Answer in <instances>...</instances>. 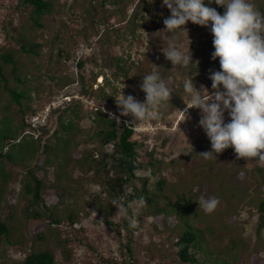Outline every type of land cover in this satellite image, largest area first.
<instances>
[{
    "label": "rangeland",
    "instance_id": "obj_1",
    "mask_svg": "<svg viewBox=\"0 0 264 264\" xmlns=\"http://www.w3.org/2000/svg\"><path fill=\"white\" fill-rule=\"evenodd\" d=\"M50 1L49 12L33 17L37 23L23 0H0V130L9 137L21 134L25 117L63 90L74 89L85 98L55 113L39 143L26 146L32 138L25 133L18 143H2L7 153L0 156V218L10 229L0 237V264H24L27 254L42 250L52 251L56 264H191L179 258L182 229L174 213L158 216L146 206L135 214L130 210L134 227L116 214L104 183L109 169L104 152L112 151V144L103 145L97 137L99 117L118 118L113 119L118 130L131 125V138L152 153L138 160L143 163L134 170L137 187L146 182L154 191L156 181L164 178L171 202L192 190L195 198L188 203L199 211H188L189 218L201 212L196 226L209 224L205 239L210 253L218 252L227 264H264V218L258 211L264 163L237 158L231 147L216 159L196 155L210 150L198 126L199 110L189 109L185 120L177 111L187 103L183 84L190 78L197 89L211 91L208 77L219 63L211 59L209 29L186 22L184 31L167 34L181 50L189 47L193 63L182 67L163 54L168 44L163 19L170 13L162 0ZM250 2L264 11V0ZM205 4L224 11L215 0ZM20 42L34 44L35 52H24ZM81 42L91 44L93 52L77 67L75 50ZM5 54L12 60L6 62ZM156 71L169 87V102L143 124L121 116L116 104L121 92L143 102L142 77ZM10 89L19 93L18 100ZM68 123L71 127L64 128ZM33 175L41 182L38 202L27 190L33 189ZM211 196L219 203L205 213L196 201ZM34 211L40 216L34 217ZM104 211L113 224L106 222ZM191 251L196 264H225L197 246Z\"/></svg>",
    "mask_w": 264,
    "mask_h": 264
},
{
    "label": "clouds",
    "instance_id": "obj_2",
    "mask_svg": "<svg viewBox=\"0 0 264 264\" xmlns=\"http://www.w3.org/2000/svg\"><path fill=\"white\" fill-rule=\"evenodd\" d=\"M162 3L170 13L163 19L168 39L163 51L166 60L182 67L193 63L189 47L187 52L183 51L174 37L167 36L182 30L186 22L209 29L214 49L211 59L218 58L219 70L208 77L211 91L203 86L197 89L190 78L183 84L186 107L177 110L184 120L189 109L199 110L198 126L210 141V150L196 155L205 160L216 159L231 147L237 158H258L257 162L264 163V11L250 0H215L223 7V13L206 6L205 0H162ZM139 87L144 93L143 102L121 92L122 99L116 104L121 116H130L132 121L143 124L154 118V110L169 102L171 92L158 71L144 75ZM196 202L205 213H212L219 203L215 196L201 197ZM112 205L116 214L128 219L134 227L130 210L138 213L146 201L139 197L125 206L114 199Z\"/></svg>",
    "mask_w": 264,
    "mask_h": 264
},
{
    "label": "trees",
    "instance_id": "obj_3",
    "mask_svg": "<svg viewBox=\"0 0 264 264\" xmlns=\"http://www.w3.org/2000/svg\"><path fill=\"white\" fill-rule=\"evenodd\" d=\"M23 2L31 7V17L40 16L44 13H47L51 9V1L50 0H23ZM34 22H37V19L33 18ZM20 46L24 52H35L34 44H25L20 42ZM2 58L7 62L12 60V56L10 54L2 55ZM83 59H81L77 63V67L81 66ZM9 92L12 95H15L17 100L19 97V93L16 90L10 89ZM77 101L74 99L71 101V104L76 103ZM68 105V106H69ZM67 106V107H68ZM35 111H31L33 113ZM52 116H50L48 123L42 127V132L47 133L51 127ZM98 129L96 131L97 137L101 140L103 145L112 144V151L104 152L106 160L109 159V169L105 173L104 183L107 187L109 196L111 201L122 200V203L127 206L128 202L135 200L139 197H143L146 201V209L152 211L154 215L165 216L170 212L174 213L177 218L178 226L181 227V234L179 239V243L182 244L181 249L178 251L179 258L191 264H196L198 259L194 252L191 251V248L197 246L200 251H202L206 257L210 259V255L212 254V259L215 262L222 261L227 264V261L221 259L220 254L218 252L210 253L208 249L205 232L208 230L205 228H200L196 226V221L201 219V212L199 215H195V219L189 218L188 211L192 212L194 209L198 210V208L194 205V202H189L190 199L194 201L193 193H191V187L188 188L190 193L188 196L185 194L180 195L176 201L170 200V195L164 192V188L166 187V180L164 178H160L154 184L155 190L151 191L147 187L146 182H142L140 186H136L134 181V170L141 166L142 162L138 160L143 157V155H148L152 158V153L148 150L147 144L142 141L133 140L131 137L133 135V129L131 125H124L122 129L118 130L115 125V121L113 119L104 120V118L99 117L97 120ZM107 125V127H106ZM26 122L23 123V128L25 130ZM64 128H70L71 125L68 123L63 126ZM24 130L22 133H24ZM21 134L12 133V137H9L2 130H0V156H6V151L3 152L4 145L2 143L6 139L13 140L14 142H20ZM32 141L28 143L26 146L32 145L33 142L39 143L41 141L40 138H34L30 135ZM47 147V146H46ZM103 159H100L98 163H101ZM156 159H151L149 164L155 165ZM154 172V170H152ZM34 176V175H33ZM262 176H264L262 174ZM33 189L27 186V190L33 192L32 200L34 202H38L40 199L39 188H40V180L33 177ZM264 182V180H263ZM261 194H264V191ZM191 203V204H190ZM199 211V210H198ZM258 211L260 216L264 218V195L261 196ZM34 217L40 216V213L34 211ZM198 214V213H197ZM104 217L106 218V222L108 224H113L108 218V211H104ZM50 218V217H49ZM52 223H59V219L50 218ZM72 222V219L70 218ZM126 229H130L129 222L125 225ZM9 225L4 220L0 218V237L2 235H8L9 233ZM209 230H212V226ZM126 250L128 253H131V247L126 244ZM24 264H56L55 256L50 250H42V251H32L27 254L23 259ZM200 264V263H199Z\"/></svg>",
    "mask_w": 264,
    "mask_h": 264
},
{
    "label": "built area",
    "instance_id": "obj_4",
    "mask_svg": "<svg viewBox=\"0 0 264 264\" xmlns=\"http://www.w3.org/2000/svg\"><path fill=\"white\" fill-rule=\"evenodd\" d=\"M101 29H103L102 25ZM92 52L93 51L91 44L83 42L79 43L75 50L74 59L76 60V65L81 60V58L90 56ZM99 80L101 81V79ZM67 88L68 87H65V89ZM82 97L85 98L83 94H81L79 91H75L74 89L63 90L56 95H53L40 109L31 114H28L25 117L26 127L24 133L29 134L34 138H44L45 133L42 132V127H44L48 123L50 116H53L55 113H58L59 110L66 108L72 100L81 99ZM185 107L186 105H184L181 111ZM181 116L182 113H180V117Z\"/></svg>",
    "mask_w": 264,
    "mask_h": 264
}]
</instances>
